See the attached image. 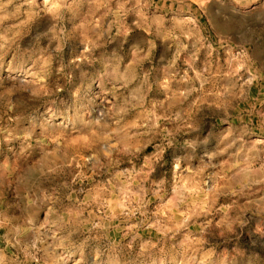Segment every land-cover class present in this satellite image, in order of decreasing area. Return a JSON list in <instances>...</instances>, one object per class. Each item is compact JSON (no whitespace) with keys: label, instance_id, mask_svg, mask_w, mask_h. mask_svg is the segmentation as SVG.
Here are the masks:
<instances>
[{"label":"clouds","instance_id":"9594fccd","mask_svg":"<svg viewBox=\"0 0 264 264\" xmlns=\"http://www.w3.org/2000/svg\"><path fill=\"white\" fill-rule=\"evenodd\" d=\"M0 264H264V0H0Z\"/></svg>","mask_w":264,"mask_h":264}]
</instances>
